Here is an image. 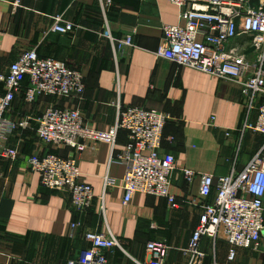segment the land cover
<instances>
[{"label":"crops","instance_id":"0c3cea01","mask_svg":"<svg viewBox=\"0 0 264 264\" xmlns=\"http://www.w3.org/2000/svg\"><path fill=\"white\" fill-rule=\"evenodd\" d=\"M12 1L0 2V75L21 54L35 50L42 59L80 72L86 88L81 99L40 97L26 104L20 95L7 119L38 116L52 105L77 107L89 130L105 132L114 125L118 103L167 115L160 153L175 158L170 190L178 206L142 193L123 204L125 167L113 157L126 146L124 132L113 148L87 142L80 152L47 145L33 131L14 132L4 145L17 149V158H0V264H66L89 247L83 240L88 231L116 238L120 248L109 255L113 264H148L145 246L150 241L169 247L164 264H187L184 251L201 213L199 174L217 179L232 170L238 173L264 145L262 135L244 129L257 114L249 113L243 90L157 56L163 26L183 24L181 10L166 0H20L16 9ZM57 16L75 31L52 32ZM107 34L114 39L132 36L134 47L115 59ZM253 57L249 49L247 58ZM46 154L76 160L81 181L94 195L85 214L71 210L67 195L44 189L39 176L29 171L27 160ZM184 170L197 175L188 183ZM105 178L114 185L105 187ZM76 222L80 226L69 237ZM231 250L220 239L200 241L202 264H264V232L259 252L236 248L230 258Z\"/></svg>","mask_w":264,"mask_h":264},{"label":"built area","instance_id":"2783aa9c","mask_svg":"<svg viewBox=\"0 0 264 264\" xmlns=\"http://www.w3.org/2000/svg\"><path fill=\"white\" fill-rule=\"evenodd\" d=\"M1 2V0H0ZM181 10L182 25H165L162 28V45L157 56L177 66L226 80L241 87L248 101L249 113L256 111V119L244 129L264 137V0H166ZM13 9L20 0H13ZM75 26L57 16L52 32L70 34ZM3 33L0 31V39ZM115 59L125 48L134 47L132 36L114 39L107 34ZM246 39L244 46L239 41ZM252 50L254 57L247 58ZM3 93L0 94V158L15 160L17 149L4 144L14 132L33 131L39 140L52 147L63 146L75 152L85 148L87 142H105L114 147L120 132L126 134L127 143L113 158L125 167L122 181L123 204L135 193L164 199L171 208L178 206L170 190L175 158L161 155L163 130L169 117L155 110L115 105V122L107 131L89 130L77 107H48L38 116H21L7 119L12 104L22 96L26 104L40 97L62 100L81 99L85 93V79L77 70L55 59H42L35 50L21 54L5 74L0 75ZM260 103L257 105V102ZM29 171L39 176L44 189L69 197L71 210L85 214L94 201L89 185L81 181V172L74 158L57 155H33L28 160ZM196 173L184 170L186 182ZM201 213L198 225L184 251L187 264H202L200 251L202 238L223 240L232 250L236 248L260 251L264 232V145L251 161L238 173L215 179L211 174H199ZM114 182L105 178L104 186ZM210 198H213L209 202ZM72 223L69 237L79 228ZM83 240L89 245L77 258L66 264H113L109 255L119 249L113 236L88 231ZM145 250L148 264H164L169 247L163 241H150Z\"/></svg>","mask_w":264,"mask_h":264}]
</instances>
